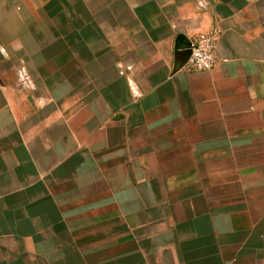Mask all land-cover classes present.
Segmentation results:
<instances>
[{
  "label": "crops",
  "instance_id": "1",
  "mask_svg": "<svg viewBox=\"0 0 264 264\" xmlns=\"http://www.w3.org/2000/svg\"><path fill=\"white\" fill-rule=\"evenodd\" d=\"M203 34L217 63L189 71ZM0 241V264H264V0H0Z\"/></svg>",
  "mask_w": 264,
  "mask_h": 264
},
{
  "label": "rangeland",
  "instance_id": "2",
  "mask_svg": "<svg viewBox=\"0 0 264 264\" xmlns=\"http://www.w3.org/2000/svg\"><path fill=\"white\" fill-rule=\"evenodd\" d=\"M18 77V80L14 79L12 80V85L14 86L15 89L17 90H21V89H28L26 90L24 93H20V92H15L13 94V98H14V102L16 107V113H17V119L21 120V119H28L31 117H35L33 114L35 113V111H33L31 103H36L38 101L37 99V95L34 92L35 90V84L33 83V80L29 77H25V78H20ZM19 81H23V84L26 85L28 84L29 87H24L21 88L19 86ZM21 83V82H20ZM21 85V84H20ZM48 96V100L51 101H57V97L59 98L58 101H61L64 103V101H67L65 98V95L63 96H59V95H54V94H47ZM57 96V97H56ZM25 104H28L29 106H27L26 108H24ZM35 121V118H34ZM31 124V123H30ZM47 127V126H46ZM45 127V129H46ZM36 129H30L28 132V135L30 137V139H34L36 137ZM19 210L20 207L19 206H14L13 209V236H16L20 233V229H21V222L19 221ZM28 233H29V237H25L24 241L27 243L26 245H29L30 249H34L33 245H36V239L39 235H43V231L44 228H41L43 225L42 223H36V222H29L28 223ZM25 225H23L24 228ZM39 226V227H38ZM45 231H47V229L45 228ZM24 234V233H22ZM48 233L46 232L45 234V238H47ZM16 240V238L14 237V241ZM48 239H45V241L47 242ZM18 243H13L12 247L14 246H18L21 242V239L17 240ZM1 242V241H0ZM7 244V241L4 242ZM30 243V244H29ZM3 242L1 243V248L4 247ZM8 245V244H7ZM48 258V262H50L49 264H59L58 263V259L60 257V264H86L88 263V254H82V255H74V254H69V253H62L61 255L59 254H53L50 253L49 255H45V258ZM80 257H84L85 259H81ZM30 264H41L40 262L36 261V256H34L32 259H30Z\"/></svg>",
  "mask_w": 264,
  "mask_h": 264
},
{
  "label": "built area",
  "instance_id": "3",
  "mask_svg": "<svg viewBox=\"0 0 264 264\" xmlns=\"http://www.w3.org/2000/svg\"><path fill=\"white\" fill-rule=\"evenodd\" d=\"M217 63L215 38L212 35H201L192 43V53L185 68L193 72H205L213 69Z\"/></svg>",
  "mask_w": 264,
  "mask_h": 264
},
{
  "label": "water",
  "instance_id": "4",
  "mask_svg": "<svg viewBox=\"0 0 264 264\" xmlns=\"http://www.w3.org/2000/svg\"><path fill=\"white\" fill-rule=\"evenodd\" d=\"M191 53H192V44L189 43V45L187 46V54L189 57H190Z\"/></svg>",
  "mask_w": 264,
  "mask_h": 264
}]
</instances>
